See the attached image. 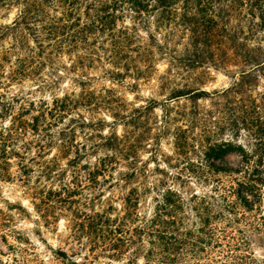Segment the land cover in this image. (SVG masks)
I'll use <instances>...</instances> for the list:
<instances>
[{"label":"rangeland","instance_id":"374dc122","mask_svg":"<svg viewBox=\"0 0 264 264\" xmlns=\"http://www.w3.org/2000/svg\"><path fill=\"white\" fill-rule=\"evenodd\" d=\"M96 1L83 0V20ZM101 1L108 9L118 8L117 29L130 28V43L114 47L111 31L96 34L83 67L76 63L77 51L64 53L67 78L55 93H79L71 79L79 74L92 79L98 94L118 102L111 103L113 111L102 105L96 112L66 113L63 123L51 129L64 130L74 140L66 153L46 143L39 149L31 136L30 143L25 139L6 146L0 141V264H264V79L237 85L240 67L190 70L173 58L202 48L198 40L212 33L217 37L211 46L220 53L228 27L222 10L235 8L231 26L238 28V2L143 0V11L133 12L128 0ZM22 4L42 20V27L53 12L48 0H0V94L51 104L52 95L38 92L48 69L40 70V77L34 74L32 31L26 29L23 42H16L14 25ZM211 17L217 27L206 22ZM21 59H26L25 71L19 74ZM118 73L121 77L112 79ZM186 84L204 91L202 98L166 100L173 87ZM77 112L88 120L105 119V134L124 138L126 151L99 147L98 138L88 140L91 130L79 127ZM3 123L0 119V134ZM81 144L86 154L78 156ZM214 145L235 151L214 159L207 155ZM106 154L113 160L102 172L99 160ZM212 163L242 172L220 171ZM123 173L128 174L124 180ZM245 177L257 186L248 195L250 207L235 192ZM134 190L142 197L128 214L125 198ZM167 190L184 202L175 211L182 222L168 231L190 245L185 253L150 256L151 239L142 229Z\"/></svg>","mask_w":264,"mask_h":264},{"label":"trees","instance_id":"16d2710c","mask_svg":"<svg viewBox=\"0 0 264 264\" xmlns=\"http://www.w3.org/2000/svg\"><path fill=\"white\" fill-rule=\"evenodd\" d=\"M119 1L122 0H114V3L118 4ZM166 1L168 0H160L161 3ZM234 1L238 2L242 17L238 28H234L231 26V12L235 8L230 6L229 9L222 10L225 17H227L226 25L228 27L224 30L226 40L222 42L224 47L220 53L217 52L219 48L211 46L213 45V40L217 37L215 33H212L209 36H205L204 40H198L203 45L202 48L187 49L181 55L173 56V58L185 62L190 70L203 66L213 68L240 67L241 79L240 83L237 84L240 85L241 82H256L264 79V46L262 44L264 39L259 37L260 34H264V0ZM82 2L83 0H48L53 12L47 15V23L44 27L39 26L42 20L35 19L37 15L32 14L31 9L22 4L24 8L20 9L14 25L16 27V42H23L26 29L32 31L35 46L29 48V51L33 54L31 57L36 65L34 74L40 77L41 71L44 68L48 69L46 78H40L41 84L38 85L40 88L38 92L45 91L49 93L53 96V102L49 104L46 100H40L37 104L35 101H25L24 98L19 101L16 97L0 94V119L4 120L0 141L6 146L8 144L13 145L16 141L24 142L25 139L30 143L32 140H30L29 136H31L35 138L34 142H38L37 147L39 149L45 146L52 147L57 145L61 153H66L72 147H75L74 142H72L74 140L64 130L51 131L52 128L58 126L57 123H63L62 119L65 118L66 113L78 111L81 108L87 109L89 112H96L98 109L103 108L102 105L107 110L113 111L111 103L115 100H112L110 95L103 97L102 94H98L97 91L93 90L92 79L83 80L79 74H73L71 78L72 84L80 87L81 91L79 93L76 90L71 92L64 91L61 96L55 93L57 90H61L62 82L67 78L66 71L68 68L61 60V56L64 53L68 54L70 51H77L76 63L83 67V59H88L91 54L89 49L94 45L90 43V39L95 37L96 34L103 35L107 30L111 31L112 33L109 36L112 43L110 44L114 47H120L122 43L125 44V47H128L127 44L130 43L128 40L130 28L123 26L122 30L117 29V21L120 18L117 14L118 8L108 9L106 3L98 0L88 7V11L85 13V20H83L81 14H79ZM127 2L132 5L130 11H143V0H128ZM206 22L213 27H217V22L212 17L208 18ZM25 61L26 59H21V72L17 73L22 74L25 71ZM111 77L112 79H119L121 74L118 73L116 75L118 78ZM103 90L112 94L111 89L105 88ZM203 94L204 91L199 88L186 84L183 87H173L166 100L190 97L193 101H196L201 99ZM115 102L118 101L116 100ZM77 115L80 118L76 122L79 127L91 130L87 134L88 140L98 138L103 142L97 145L99 147L118 153L126 151L124 138H120L114 132L105 134L104 128L109 125L105 119L94 118V121L83 118L79 112H77ZM6 118L8 119V125L5 124ZM43 143H46V145H42ZM80 147V150L78 149L75 152L78 156H80V152L86 154L87 146L81 144ZM232 149L233 147L223 149L220 145H214L209 147L207 155L214 159H221L226 153L235 151ZM57 158L59 157H54L53 161L57 160ZM112 160L113 156L109 154L100 159V171H108L107 169L110 167ZM211 165L224 172H242L237 168H229L227 164L218 166L212 163ZM26 172L24 171V173ZM244 172L247 173V170H244ZM122 175L124 177L122 180L128 177V174L123 173ZM253 181L255 180L245 177L244 181L239 182V188L235 191L238 199L247 207H250L249 193H253L257 189ZM141 197L142 194L137 190L130 192L126 196L125 203L128 214L132 213ZM161 198L162 200L156 206L152 217L146 220L145 228L142 229L143 233L147 234L151 239L152 249L149 251V255L158 256L163 253L177 255L185 253L184 246L190 245V243L168 231L170 226H175L179 221L182 222L181 219H176L175 211L182 208L184 205L183 199L171 190L161 194ZM227 205L230 204L227 203ZM199 218L201 219V217ZM168 235L172 241H168ZM187 235H191V233ZM204 250V248L199 249V251Z\"/></svg>","mask_w":264,"mask_h":264}]
</instances>
